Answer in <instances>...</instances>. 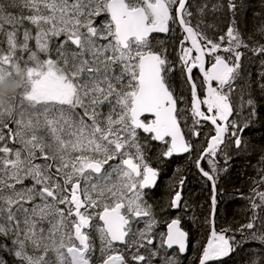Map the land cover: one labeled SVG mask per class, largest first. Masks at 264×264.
Wrapping results in <instances>:
<instances>
[{"label": "snow or ice", "instance_id": "6c2138e0", "mask_svg": "<svg viewBox=\"0 0 264 264\" xmlns=\"http://www.w3.org/2000/svg\"><path fill=\"white\" fill-rule=\"evenodd\" d=\"M246 11L249 0H0V82L18 83L16 115L0 109V264H180L184 171L152 200L174 157L211 189L198 264L264 245V167L243 197L251 219L214 224L221 174L256 151L245 132L264 124V8L251 27Z\"/></svg>", "mask_w": 264, "mask_h": 264}, {"label": "bare ground", "instance_id": "6f19581e", "mask_svg": "<svg viewBox=\"0 0 264 264\" xmlns=\"http://www.w3.org/2000/svg\"><path fill=\"white\" fill-rule=\"evenodd\" d=\"M259 1L260 5L256 9H250V11H246L245 17L247 14L252 12L253 14H259L261 9L264 8V0H252ZM248 18V16L246 17ZM102 19V18H101ZM160 38H167L165 34H158ZM30 46H32V41L30 42ZM205 67L207 68V59ZM259 68L258 64H253L251 66V70L253 74H256ZM194 75L197 77V82L199 83L202 80V74L199 73L198 69H194ZM174 86L180 83L179 80L173 78ZM202 91V89L200 90ZM260 98L264 100V97H258L259 104H263L260 102ZM264 106H262L263 108ZM247 112V111H245ZM261 144L264 145V136L260 140ZM264 148V146L262 147ZM155 149L151 150V153L154 152ZM261 154H257L253 156V159H249L250 162L247 165V172L244 174L243 179L245 180V187H240L238 185L231 184L227 180H219L218 181V210L214 218V224L217 231L221 229H236L242 223H246L248 218L247 216H252V211H248V214L242 212L247 207H250L247 200L242 197V194L247 192L250 194V186L251 181L257 178L258 169L264 167V164H261ZM153 161L155 162V155L152 156ZM240 160V159H239ZM189 162L184 157H174L172 162L163 166L164 167V176L163 180L159 186L158 193L160 194L157 197H152V200L162 203L169 195L167 191V185L172 182L174 173L177 168H180L184 171L187 169ZM242 179V180H243ZM234 196L233 199H227L226 197ZM182 196L184 200L187 202L189 207L183 213V228L189 233V247L187 252L179 255L180 264H198L197 256L199 255L200 246L206 244L208 237L210 236L211 226L208 221L212 220L210 216V205H211V189L210 185L205 184L204 182H198L196 180L191 181L187 184V186L183 189ZM235 210L233 212L231 210ZM251 209V208H250ZM230 211V212H229ZM229 212V213H228ZM176 211L173 210L172 215L174 216ZM168 217H165L167 219ZM250 220V219H249ZM248 220V221H249ZM260 224L257 225L259 227ZM138 227V225H136ZM160 231L166 230V226L163 224L159 228ZM235 234L239 238V232L229 233ZM97 243H99L97 241ZM255 248H260L264 250V245L258 244L255 245ZM173 251V250H169ZM171 255V254H170ZM231 262V261H229Z\"/></svg>", "mask_w": 264, "mask_h": 264}, {"label": "rangeland", "instance_id": "374dc122", "mask_svg": "<svg viewBox=\"0 0 264 264\" xmlns=\"http://www.w3.org/2000/svg\"><path fill=\"white\" fill-rule=\"evenodd\" d=\"M259 5H260V2H259V1H252V0H249V8H250V9H256V8H258ZM247 12H248V11H247ZM257 14H258V13H257ZM247 16H248L247 19H249V21H250L248 27H251V26L255 23V20L252 19V17H254L255 14H253L252 12H250L249 14H247ZM247 16H246V17H247ZM169 43H170L169 40H168V41L165 40V45H166V46H167ZM32 47L34 48V41H32ZM42 58H43V57H42ZM7 80H8V79L5 78L2 82H0V85L4 84ZM12 81H13V80H12ZM13 82L16 83L17 88H18V83H17L16 81H13ZM260 102L264 104V100H262V98H260ZM13 103L15 104L16 101L14 100ZM258 104H259V103H257V107H258ZM259 105H261V104H259ZM262 106H263V105H262ZM4 109H11V105H6V106H4ZM261 110L264 111V107H263ZM103 111H104L105 113H107V111H108V107H107V106H104V107H103ZM244 115L246 116V115H247V112H245ZM255 124H256V123H255ZM255 124H254V125H255ZM254 125H253V126H254ZM258 125H260V123H258ZM12 127H14V125H12ZM250 144H252V143L250 142ZM255 144H256V143H255ZM254 148L256 149V151H253L252 154H249V152H250V150H249V151H248L246 154H244L243 156H244L245 158H247V157L252 158V157L254 156L255 152H258V151H259L258 149H259L260 147H258V149H257V148L254 146ZM259 153H260L261 155H264V153H262V152H260V151H259ZM259 153H258V154H259ZM148 154H149L150 156H154L156 153H155V151L151 153V150H150ZM240 155H241V154H240ZM240 155H236V157H237V156L239 157ZM37 162H40V161H37ZM26 183H30V181H26ZM247 195H248L247 192H245V193L242 194V197L247 196ZM226 198L230 200V199H233L234 196L232 195V196H230V197H226ZM231 210H232L233 212H235V210H233L232 208H231ZM248 211H250V212L252 211V210L250 209V207H247V208L244 209V211H242V212L248 214ZM259 211H260V210L257 209V212H259ZM246 218H248V220L251 219L250 216H249V217L247 216ZM248 220H247L246 222H248ZM258 224H260L259 220L257 221V225H258ZM260 227H261V226L257 227V229H260ZM235 233H236V232H235ZM257 243H258V244H261L259 241H251V240L247 241V242L242 246L243 249H244V252L242 253L243 259H241V257H239V256L236 257V264H250V256H251V254L259 253V252H261V251H264V250H261L260 248H255L256 246H254V244L257 245ZM261 245H262V244H261ZM229 264H232V261L229 262Z\"/></svg>", "mask_w": 264, "mask_h": 264}, {"label": "trees", "instance_id": "16d2710c", "mask_svg": "<svg viewBox=\"0 0 264 264\" xmlns=\"http://www.w3.org/2000/svg\"><path fill=\"white\" fill-rule=\"evenodd\" d=\"M262 105L264 106V104H261V105L258 104V107H257L258 110L262 109ZM253 125L251 126V130L246 132L247 136L246 135L245 136H246V139L252 143L250 144L251 146L253 147L255 146L257 149L258 147H260L259 149H261L264 146L260 142L261 138L264 136V124L260 123V125H258V123H256L254 126ZM252 152L253 151L250 149L249 154H252ZM258 153L259 151L255 152L254 156L257 155ZM249 159H250L249 157L245 158L244 156L241 157L240 160L238 159L235 165H233L232 170L226 176L225 180L229 181L231 184L238 185L242 188L245 187L246 184H245V180L243 179V177H244V174H246L247 172V165L250 162Z\"/></svg>", "mask_w": 264, "mask_h": 264}, {"label": "flooded vegetation", "instance_id": "af4514ba", "mask_svg": "<svg viewBox=\"0 0 264 264\" xmlns=\"http://www.w3.org/2000/svg\"><path fill=\"white\" fill-rule=\"evenodd\" d=\"M159 39H164V40H166V41H168V39L167 38H160V37H158ZM211 63H212V58L211 57H209L208 59H207V68H210L211 67ZM202 81V80H201ZM214 86H215V82H214ZM199 95H200V98L201 99H203L204 98V96L206 95V89H202V91H200L199 92ZM202 110H205L206 111V106H204V105H202ZM182 128H183V123H182ZM204 131H208V128H205L204 129ZM247 132V131H246ZM245 132V135L247 134ZM247 136V135H246ZM246 136H245V139H246ZM203 137H201V139H202ZM243 155L244 154H241L239 157L237 156H234L233 157V160L229 163V165H228V171L227 172H225V173H222L221 174V179L220 180H224L225 181V179H226V176L229 174V172L232 170V168H233V165H235V163L238 161V159H240L241 157H243ZM185 175L187 176V181H186V184H185V186H184V188L187 186V184L188 183H190L191 181H193V180H196V181H198V182H203L200 178H199V176L196 174V171H195V169L190 165V163L188 164V166H187V169H186V171H185ZM183 188V189H184ZM183 192V191H182ZM160 194L158 193V190H156L155 191V193H154V195L152 196V197H157V196H159ZM138 227L139 228H142L143 227V224L141 223V224H139L138 225ZM172 252L173 251H170L169 252V254H172Z\"/></svg>", "mask_w": 264, "mask_h": 264}, {"label": "clouds", "instance_id": "9594fccd", "mask_svg": "<svg viewBox=\"0 0 264 264\" xmlns=\"http://www.w3.org/2000/svg\"><path fill=\"white\" fill-rule=\"evenodd\" d=\"M17 94V85L11 79H8L4 84L0 85V109H4V106L11 105V115H16L18 109H16L13 103ZM7 113L0 115V119L6 118Z\"/></svg>", "mask_w": 264, "mask_h": 264}]
</instances>
